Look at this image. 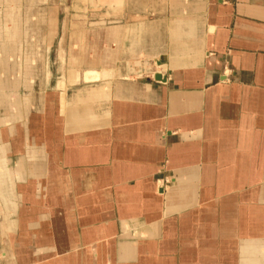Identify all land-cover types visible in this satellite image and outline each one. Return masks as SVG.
<instances>
[{
  "label": "crops",
  "instance_id": "obj_1",
  "mask_svg": "<svg viewBox=\"0 0 264 264\" xmlns=\"http://www.w3.org/2000/svg\"><path fill=\"white\" fill-rule=\"evenodd\" d=\"M0 264H264V0H0Z\"/></svg>",
  "mask_w": 264,
  "mask_h": 264
},
{
  "label": "bare ground",
  "instance_id": "obj_2",
  "mask_svg": "<svg viewBox=\"0 0 264 264\" xmlns=\"http://www.w3.org/2000/svg\"><path fill=\"white\" fill-rule=\"evenodd\" d=\"M93 1V0H92ZM96 1V0H95ZM85 7V6H84ZM99 7V6H98ZM114 7V6H113ZM100 9V8H99ZM98 10V9H97ZM93 11V10H92ZM119 11H120V9H119ZM118 11V12H119ZM88 12V11H87ZM115 12V11H114ZM88 14V13H87ZM86 14V15H87ZM100 15V14H99ZM124 15V14H123ZM91 17V16H90ZM93 17V16H92ZM140 17V16H139ZM131 18V17H130ZM122 19V18H121ZM92 20V19H91ZM131 20V19H130ZM136 20V19H135ZM67 22V21H66ZM69 22V21H68ZM102 23V22H101ZM93 24V23H92ZM118 26V25H117ZM73 27H74V25H73ZM75 27H76V25H75ZM98 27V26H97ZM107 27H108V25H107ZM77 28V27H76ZM79 28V27H78ZM84 28V27H83ZM87 28H88V26H87ZM65 30V29H64ZM96 30V29H95ZM108 38V37H107ZM65 46V45H64ZM61 50V49H60ZM65 59V58H64ZM61 61V60H60ZM64 62V61H63ZM105 62V61H104ZM100 63V62H99ZM82 68V67H81ZM58 69H59V67H58ZM85 69V68H84ZM96 69V68H95ZM87 71L84 73V75H82L83 76V79H81V80H84V81H96V79L98 78V76H97V74H98V72H95V70H92V69H86ZM80 73H82V72H80ZM97 73V74H96ZM79 79H80V77L78 76V80H76L75 82H77V81H79ZM60 80V79H59ZM158 80V79H157ZM81 82V81H80ZM84 84V83H83Z\"/></svg>",
  "mask_w": 264,
  "mask_h": 264
}]
</instances>
